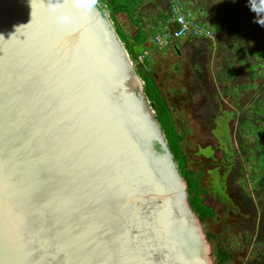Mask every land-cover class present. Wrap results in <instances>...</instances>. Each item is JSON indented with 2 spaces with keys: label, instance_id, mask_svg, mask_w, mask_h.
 <instances>
[{
  "label": "water",
  "instance_id": "1",
  "mask_svg": "<svg viewBox=\"0 0 264 264\" xmlns=\"http://www.w3.org/2000/svg\"><path fill=\"white\" fill-rule=\"evenodd\" d=\"M57 2L0 0V264H213L107 16Z\"/></svg>",
  "mask_w": 264,
  "mask_h": 264
},
{
  "label": "rangeland",
  "instance_id": "2",
  "mask_svg": "<svg viewBox=\"0 0 264 264\" xmlns=\"http://www.w3.org/2000/svg\"><path fill=\"white\" fill-rule=\"evenodd\" d=\"M181 2L202 7L196 16L199 24L214 31L213 39H180L176 50L175 45L155 47L152 37L165 22L167 0L146 1L132 20L124 14L115 19L129 36L136 31L132 22L137 20L150 38L145 70L168 100L183 136L188 170L202 176L199 182L208 191L203 202L215 213L204 220L197 216L212 263L217 264L213 252L223 248L232 256L225 264H264V181H251L246 162L247 157L264 160L255 133L247 134L264 129V26L254 22L249 0L221 1L217 7L207 0ZM220 14H232L238 30L219 22ZM255 43L258 55L248 52Z\"/></svg>",
  "mask_w": 264,
  "mask_h": 264
},
{
  "label": "trees",
  "instance_id": "3",
  "mask_svg": "<svg viewBox=\"0 0 264 264\" xmlns=\"http://www.w3.org/2000/svg\"><path fill=\"white\" fill-rule=\"evenodd\" d=\"M148 0H99V3L97 5V8L103 13L107 15V18L109 21L112 22L114 31L119 38L121 44L123 45L129 59L131 60L134 71L139 78V80L142 83V92L145 97V99L154 105L155 110V118L157 122L159 123L163 134L165 141L167 143V147L169 151L171 152L174 161L177 164L178 171L180 173V176L184 180L186 184V191H187V202L190 206V208L196 213L198 218L200 220H204L208 217L214 216V210L211 209L209 206H207L204 201V194H206L208 191L202 187L199 180L202 178L200 174L196 175V173L193 172V170H188V163H187V157L184 155L183 149H182V140L183 136L178 132L176 128V124L174 122L172 111L168 107L166 98L162 94L161 88L156 83L155 77L147 70H145L146 65L149 62L150 57H146L142 61H139V56L144 57L145 52L148 51L149 44V36L142 30V27L140 26L139 22L137 20L133 21V25L137 28L136 31H133L132 34L129 36L124 32L121 27L117 24L115 17L118 14H124L127 17H129L131 20L133 19V15L136 12V9L144 4ZM193 1V0H191ZM196 1V0H195ZM221 1H228V0H219L216 2V0H207V4L210 6H215L219 4ZM228 5H231V3L227 2ZM185 10L192 14V16L196 17L195 20L197 22H200V20L196 16V11H201V6H196L194 3L191 4L190 8L188 5H184ZM222 10V9H221ZM211 12L212 9H207V12ZM168 15L165 17L167 18ZM220 17H223L222 21L219 22H226L228 26H232L233 30H238V25L236 18L232 14H220ZM218 21V20H217ZM215 26H219L216 24ZM151 37V35H150ZM188 40L191 41H199L201 42L202 39L197 38H188L185 40L187 42ZM190 41V42H191ZM147 43V44H146ZM177 43L174 45V49L176 50L178 46H176ZM240 51L243 52V49L239 46ZM259 45L256 43L254 44L253 48H249L248 52L250 54H257L258 55V49ZM237 49V48H235ZM260 50V49H259ZM201 54V53H200ZM199 54V55H200ZM197 57H199L197 55ZM264 70V66H263ZM264 73V71H262ZM264 129H252L251 131L247 132L250 136H252V133H255V138L258 141L257 146L259 151H261L262 156L264 157V137L261 135L263 133ZM156 148L159 149V146L156 145ZM243 156L244 152H242ZM249 160V161H248ZM246 162H249L250 164V172L249 176L251 178V181H256L255 184H258L260 181H264V160H252L247 157ZM247 178V177H246ZM214 260L217 264H225L230 259H232L231 253L226 249H220L218 248L216 251L213 252Z\"/></svg>",
  "mask_w": 264,
  "mask_h": 264
},
{
  "label": "built area",
  "instance_id": "4",
  "mask_svg": "<svg viewBox=\"0 0 264 264\" xmlns=\"http://www.w3.org/2000/svg\"><path fill=\"white\" fill-rule=\"evenodd\" d=\"M168 17L165 18L163 28L152 37V44L157 48L172 46L177 40L197 38L210 40L214 38V31L209 27L199 24L192 14L185 10L181 0H167ZM179 33V35H177ZM170 44V45H169ZM151 53L139 56V61L150 57Z\"/></svg>",
  "mask_w": 264,
  "mask_h": 264
},
{
  "label": "clouds",
  "instance_id": "5",
  "mask_svg": "<svg viewBox=\"0 0 264 264\" xmlns=\"http://www.w3.org/2000/svg\"><path fill=\"white\" fill-rule=\"evenodd\" d=\"M32 2L33 0H31V5H32ZM64 3H71L76 8L91 11L94 8H96V6L99 3V0H64L62 4L57 2L55 5H51L50 11L55 13L58 10V7H62ZM249 7H250V10L256 14V19L254 20V22L257 24H260L261 26H264V0H249ZM71 20H72V17L67 13H62L58 17V22L61 24L70 23ZM177 35H179V33H177ZM187 39L188 38H185L184 40H187ZM177 42L178 40L175 43Z\"/></svg>",
  "mask_w": 264,
  "mask_h": 264
},
{
  "label": "bare ground",
  "instance_id": "6",
  "mask_svg": "<svg viewBox=\"0 0 264 264\" xmlns=\"http://www.w3.org/2000/svg\"><path fill=\"white\" fill-rule=\"evenodd\" d=\"M181 213H183L185 217H190V214H188L187 212H184L182 209H181L179 215H180ZM196 249H198V247H197ZM202 251H204V247H203ZM195 264H206V263H205L204 261H202V260L200 259V257H198V260L195 262ZM209 264H211L210 261H209Z\"/></svg>",
  "mask_w": 264,
  "mask_h": 264
},
{
  "label": "crops",
  "instance_id": "7",
  "mask_svg": "<svg viewBox=\"0 0 264 264\" xmlns=\"http://www.w3.org/2000/svg\"><path fill=\"white\" fill-rule=\"evenodd\" d=\"M162 28H163V26H162ZM162 28L161 29H159L157 32H160L161 30H162ZM157 32H155V33H157ZM189 41H191V40H188L187 42H189ZM180 42H185V40H183V41H180ZM180 42H178V44L180 43ZM174 45V44H173ZM172 45V46H173ZM170 47V46H169ZM164 49V48H163Z\"/></svg>",
  "mask_w": 264,
  "mask_h": 264
}]
</instances>
